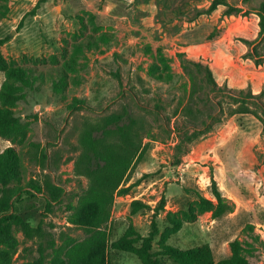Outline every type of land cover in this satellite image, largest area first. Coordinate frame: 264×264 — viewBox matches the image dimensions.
<instances>
[{
	"label": "rangeland",
	"instance_id": "obj_1",
	"mask_svg": "<svg viewBox=\"0 0 264 264\" xmlns=\"http://www.w3.org/2000/svg\"><path fill=\"white\" fill-rule=\"evenodd\" d=\"M214 1L0 0V56L46 75L11 106L28 124L26 132L0 135V153L13 147L21 158L20 178L6 192L0 185V200L6 195L12 205L8 215L21 222L0 240V253H12V264H53L87 237L68 222L89 187L75 171L83 153L80 136L87 125L101 126L106 117L125 112L135 120L130 135L123 138L113 126L102 140L105 146L138 145L141 156L115 198L106 226L111 242L130 225L147 237L156 223L157 250L171 219H182L183 228L168 244H209L220 261L239 240L241 256L264 264V166L221 178L212 160L197 151L241 103L264 116L257 102L245 100L251 93L263 100L264 89L251 85L264 84V0H219L212 9ZM106 31L114 40L86 51L80 69L55 93L64 40L71 53L82 35ZM53 55L60 63H52ZM5 78L0 70V90ZM33 144L47 154L44 164ZM257 154L261 163L263 133ZM37 184L42 193L32 190ZM49 185L63 191L58 200ZM215 188L225 198L220 208ZM134 201L145 205L137 214ZM210 205L213 210L204 212ZM216 209L225 212L215 218ZM109 263L142 264L135 254L112 249Z\"/></svg>",
	"mask_w": 264,
	"mask_h": 264
},
{
	"label": "trees",
	"instance_id": "obj_2",
	"mask_svg": "<svg viewBox=\"0 0 264 264\" xmlns=\"http://www.w3.org/2000/svg\"><path fill=\"white\" fill-rule=\"evenodd\" d=\"M219 4V0H215L212 9H215ZM113 40L111 32L106 31L99 35L90 32L82 35V40L75 41L70 45L71 53L69 41L64 40L66 43L62 49L64 61L61 66L56 68L58 78L53 83L55 93H62L63 85L69 82V75L80 69L79 63H81L80 60L85 59L86 51L97 48L100 42L109 43ZM4 43V40H0V47ZM51 61L54 64L60 63L59 58L55 55L51 57ZM0 70L5 72L6 77L0 90V135L20 136L26 132L28 124L16 115L11 106L24 101L27 98L28 90H33L38 81H44L46 75L35 65H12L1 56ZM259 96L261 97V95L251 93L245 100L257 102L264 112V94L262 101ZM235 114L254 116L261 122L264 134V116L258 109L252 108L250 103L243 102L234 107L228 116ZM126 120H128V124H125ZM133 122L135 120L132 116L125 112L122 115L106 117L101 126L89 124L83 129L80 136L83 153L76 162L75 171L89 180V187L80 196L75 211L68 217V222L74 227L83 229L87 237L80 242L72 243L65 250L63 256L58 257L53 264H110V249L133 253L142 264H253L241 256L242 244L239 240L231 243V256L220 261H216L209 244L189 249H179L168 244L170 238L183 228L184 221L182 219H171L170 226L160 235L157 250L154 247V241L160 232L156 223H153L152 231L147 237H143L134 226L130 225L118 240L111 242L106 226L111 219L117 193L121 191L122 185L139 161L141 147L127 142L105 146L102 137L110 136L114 126L122 133L123 138H127L131 133L130 124ZM33 154L35 158L41 155L42 164L47 160V154L39 144H33ZM260 165L264 166V160ZM20 166L21 158L15 148L8 147L0 153V185L5 192L15 180L20 178ZM32 190L38 193L43 191L39 184L35 185ZM48 190L53 201L58 200L63 194L61 188L55 185H49ZM213 194L219 202L220 208L225 198L217 188L213 190ZM164 203L165 199L163 198L159 208L163 209ZM144 206L134 201L132 214H137ZM11 208L9 198L5 195L0 200V240L9 236L13 227L21 223L17 215H8ZM212 210L211 205L203 209L204 212ZM231 210L230 212H232ZM224 212L216 209L214 217L217 218ZM12 262V253H0V264H12ZM38 264L43 263L41 261Z\"/></svg>",
	"mask_w": 264,
	"mask_h": 264
},
{
	"label": "crops",
	"instance_id": "obj_3",
	"mask_svg": "<svg viewBox=\"0 0 264 264\" xmlns=\"http://www.w3.org/2000/svg\"><path fill=\"white\" fill-rule=\"evenodd\" d=\"M251 86H258L259 91L264 89V84L259 86L252 83ZM217 130L216 134L211 133L214 135L209 140L199 144L197 151L200 156L212 160L221 178L225 175H245L259 169L257 147L263 131L259 120L250 114H235L228 117Z\"/></svg>",
	"mask_w": 264,
	"mask_h": 264
}]
</instances>
